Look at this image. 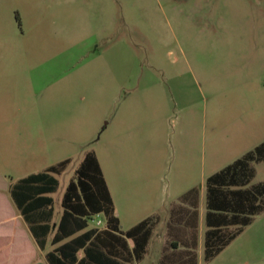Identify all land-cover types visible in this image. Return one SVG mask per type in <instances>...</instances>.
<instances>
[{"label": "rangeland", "instance_id": "1", "mask_svg": "<svg viewBox=\"0 0 264 264\" xmlns=\"http://www.w3.org/2000/svg\"><path fill=\"white\" fill-rule=\"evenodd\" d=\"M9 123L22 141L0 145L10 183L72 160L57 216L94 151L124 230L197 188L198 264H264V212L204 260L208 177L264 142V0H0V124L14 137ZM252 167L249 187L264 183V161Z\"/></svg>", "mask_w": 264, "mask_h": 264}, {"label": "trees", "instance_id": "2", "mask_svg": "<svg viewBox=\"0 0 264 264\" xmlns=\"http://www.w3.org/2000/svg\"><path fill=\"white\" fill-rule=\"evenodd\" d=\"M262 161L264 142L207 179L206 262L213 261L252 224L255 216L264 212V183L249 187L255 176L252 163ZM70 163L71 160H65L44 172L23 178L10 190L17 209L42 249L53 231L55 199L51 195L58 191V176L67 170ZM198 201L199 190H190L180 198L181 205L174 207L173 215L176 212L181 217L197 219ZM191 202L195 207L192 213L183 207ZM62 208L63 215L53 244L64 243L48 254L50 264H118L115 259L128 260L125 255L127 239L134 240L135 260L141 261L159 222V218H149L127 232L121 231L111 192L94 151L85 155L69 182ZM98 215L105 217L106 228L88 229L90 221ZM193 227L196 229V224ZM231 228L236 230L230 232ZM196 245L195 241L193 249ZM81 251L84 257L79 259ZM188 254L191 255L190 261L196 264L195 252Z\"/></svg>", "mask_w": 264, "mask_h": 264}, {"label": "crops", "instance_id": "3", "mask_svg": "<svg viewBox=\"0 0 264 264\" xmlns=\"http://www.w3.org/2000/svg\"><path fill=\"white\" fill-rule=\"evenodd\" d=\"M8 125L9 126L7 127H9L8 128L9 130H14L13 132L14 137H9L7 129L5 127L2 128L3 125L0 124V145L1 146H3L4 144L9 145L10 150L14 152V155H15V153L20 150V146H22V141L20 138V134H19V137L18 136L16 137V134H17L16 129H18L16 127V124L9 123ZM27 145L29 147L31 145V142H28ZM27 153L29 155L31 154L30 149L28 150ZM27 153H26V157H27ZM65 160H71V159H64L60 161L59 163ZM99 162H100V159H99ZM100 165H101V162H100ZM51 166H54V165H50L46 167L41 172L46 171ZM41 172L29 173L28 175H26V177L34 175V174H38ZM8 176H10V169L6 170L5 168L0 167V264H50L48 257H47L48 254L54 251L55 249H57L61 244L64 243L62 242L59 244H53V238L56 233L57 226L63 215V208H62V211L57 216L56 200H55V213H54V217L52 220L53 231L47 238V243H46L45 248L42 249L39 246L36 238L34 237L28 222L25 220V218L21 215V213L17 209L11 197V193H10L11 187L15 183H17L19 180L26 178V177L19 179L15 183H10L7 179ZM192 189H195V188H192ZM109 190L111 192V195L114 201L115 214L119 218L120 229L122 232L129 231L133 227L137 226L138 224H140L141 222L149 218H159V222L149 241V244L147 247V253L144 256V258L141 261L135 260V253H134L135 242L133 239H127L128 249L125 250V255L126 257H128V260L115 259L117 260L118 264L119 263L120 264H193L190 261L191 255L188 254V252H191V251L195 252L196 264H198L197 250L199 247L200 227H201V220H202V215H201V210H200V205H199L200 204V191H199V201H198V209H197L198 211L197 219L196 218L194 219L190 216L181 217V215H178V213L176 212L173 215L174 207L177 205H181L180 198L186 193H188L190 191L189 190L188 192L183 194L181 197H179L177 202H173L171 204L169 208L168 218H165L164 216H162L159 213V211L151 213V214L149 213L143 216V218L140 219V221L131 225L129 229L124 230L122 227V218L118 213L116 201H115V198L112 194L110 187H109ZM54 194L51 195L53 198H54L53 196ZM61 207H62V201H61ZM183 207L188 209L190 213H192L195 209L192 202L184 204ZM206 207H207V201H206ZM206 215H207V210H206ZM206 215H205V224H206ZM98 216H102L103 220H98V221H102V224L100 226H98L97 224L96 227L99 229L106 228L105 217L103 215H98ZM164 220L166 223L165 226L167 229V233L162 235L158 231L160 228L164 227L161 225L164 223ZM195 224L197 226L196 229H194L193 227ZM91 228H95V227H90V223H89L88 229H91ZM207 230L208 228L204 232V260H205V238H206L205 236H206ZM158 239H160V242L158 244H155ZM164 240H166V244L163 242ZM195 241L197 245H196V249H193V244ZM78 256H79V259H82L84 257V252L81 251ZM110 264H116V263H110Z\"/></svg>", "mask_w": 264, "mask_h": 264}, {"label": "built area", "instance_id": "4", "mask_svg": "<svg viewBox=\"0 0 264 264\" xmlns=\"http://www.w3.org/2000/svg\"><path fill=\"white\" fill-rule=\"evenodd\" d=\"M97 224L98 226H100L102 224V221H98Z\"/></svg>", "mask_w": 264, "mask_h": 264}]
</instances>
